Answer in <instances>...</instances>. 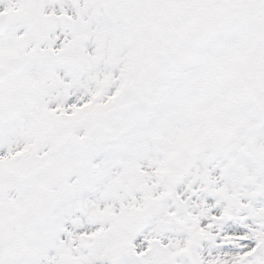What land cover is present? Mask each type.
Returning a JSON list of instances; mask_svg holds the SVG:
<instances>
[{"label":"snow or ice","instance_id":"6c2138e0","mask_svg":"<svg viewBox=\"0 0 264 264\" xmlns=\"http://www.w3.org/2000/svg\"><path fill=\"white\" fill-rule=\"evenodd\" d=\"M0 264H264V0H0Z\"/></svg>","mask_w":264,"mask_h":264}]
</instances>
